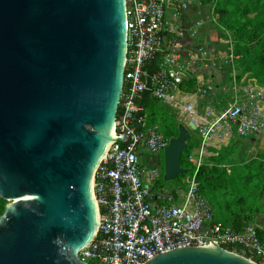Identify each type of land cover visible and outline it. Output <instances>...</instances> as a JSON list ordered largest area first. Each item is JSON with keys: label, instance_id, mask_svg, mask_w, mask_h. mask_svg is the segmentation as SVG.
Returning <instances> with one entry per match:
<instances>
[{"label": "water", "instance_id": "1", "mask_svg": "<svg viewBox=\"0 0 264 264\" xmlns=\"http://www.w3.org/2000/svg\"><path fill=\"white\" fill-rule=\"evenodd\" d=\"M124 49L123 0H0V264H86ZM189 138L181 125L164 149L165 182L186 173ZM145 264L254 263L208 240Z\"/></svg>", "mask_w": 264, "mask_h": 264}, {"label": "built area", "instance_id": "2", "mask_svg": "<svg viewBox=\"0 0 264 264\" xmlns=\"http://www.w3.org/2000/svg\"><path fill=\"white\" fill-rule=\"evenodd\" d=\"M193 6L204 5L200 0H123L125 49L112 140L90 180L97 226L77 251L79 261L145 264L175 250L207 247L213 240L219 250L264 264L259 227L249 224L239 232L217 222L195 179L200 167L216 166L209 158L234 139L250 143L243 163L261 160L264 85L236 72L231 33H217V44L227 46L225 53L199 39L205 21L180 33L179 20ZM209 12V22L217 24L213 7ZM184 35L193 41L183 42ZM154 60L155 70L148 72ZM220 69H230L225 79ZM144 93L167 107L189 132L191 122L199 138L189 155L195 171L177 194L157 192L154 171L140 162L142 156H159L171 140L160 125L147 121L139 105Z\"/></svg>", "mask_w": 264, "mask_h": 264}, {"label": "trees", "instance_id": "3", "mask_svg": "<svg viewBox=\"0 0 264 264\" xmlns=\"http://www.w3.org/2000/svg\"><path fill=\"white\" fill-rule=\"evenodd\" d=\"M200 1L204 5H210L208 8L213 7V13L217 15L218 24L221 23L222 25H227L228 27H233L234 24L238 38L244 40L245 42H250L249 40L253 38L252 34L245 29V23L250 20V16H252V19H257L264 23V0ZM233 17H238V19L233 21ZM227 22L231 24L229 25ZM238 44H234V52L237 55H241L238 62L241 65H244V63H246L244 59L246 57V53H244ZM256 59L260 62L261 68H264V49L258 51V57ZM147 70L148 72H153L155 70V60L148 66ZM261 73L264 77L263 69L261 70ZM256 76L262 78L260 75ZM262 79H258V81L260 84L264 85V81ZM139 105L143 107V114L146 116L149 123L160 125L161 132L169 139L177 137L178 127L175 123L178 121L176 120L175 115L167 107L152 99L148 93L143 94ZM188 155L189 149L180 157L181 168H183L186 173L179 175L177 177L178 180L192 176L195 171V167L190 165L187 161ZM263 163L264 161L262 160L253 159L245 163L243 166V169L247 170L248 173L244 182L254 183L256 192L260 193L259 202L263 208L262 211H264ZM195 179L198 183V194L201 197L208 199L205 192H209L220 197L219 203L216 202L212 204L210 202L212 204L214 218L217 222L232 227L239 232L243 231L247 225L252 223V216L247 213L244 207L246 199L243 195H241V193H238L232 186H230V173L227 172V169L204 165L198 169ZM6 204L7 201L0 198V216L3 214ZM220 206H223V210H221ZM214 211L217 212V214ZM257 234L260 240H264V232L261 229L257 230ZM246 258L249 257L246 256ZM252 260L256 262V259Z\"/></svg>", "mask_w": 264, "mask_h": 264}, {"label": "rangeland", "instance_id": "4", "mask_svg": "<svg viewBox=\"0 0 264 264\" xmlns=\"http://www.w3.org/2000/svg\"><path fill=\"white\" fill-rule=\"evenodd\" d=\"M204 5V4H203ZM210 5L205 4L202 7H209ZM208 9V8H206ZM207 11V10H206ZM205 12V11H204ZM209 12V11H208ZM209 15L203 14V18L205 19L207 16V19L211 18L210 12ZM205 19V20H207ZM217 19V18H216ZM237 20L238 17H233V21ZM249 21H246L245 23V29H247L253 36L250 42H245L242 39H239L236 31H235V25L233 24V27H228L227 25H221L218 24V20H216L217 24H212L211 33H208V38L213 41L215 44L216 50H218L220 53H225L227 51V46L223 43L217 44L218 41V34L217 33H231L233 38V43L240 45L241 49L246 53V57L244 65H241L238 61L240 59L241 55H237L236 63V72L240 76H246V77H254L258 79H262L264 81V77L262 76L261 70L264 68H261L260 62L256 59L258 57V51H261L264 49V23L257 19H252V16H250ZM243 20V19H240ZM229 25L231 23L227 22ZM225 27V28H224ZM206 34V33H204ZM216 42V43H215ZM233 44V47H234ZM221 79H225L228 75L230 69H220ZM209 74V72H208ZM256 75H260L262 78H259ZM257 79V80H258ZM172 118V117H171ZM177 127L181 126L179 122L175 123ZM162 133V132H161ZM176 137H173V139ZM262 145L257 149V156L259 159H262L264 161V137L259 141ZM187 143V150L189 149V155L195 151V148H198L199 146V138L197 137L196 133L194 131H190V138L186 141ZM247 144H250L248 141H242L234 139L233 141L229 142L228 144H225L221 149L217 151V155L213 158H209L210 162H213V164L216 165L218 168L226 169L228 168V173H230V186L234 188L238 193H241L246 199V202L244 204L245 210L247 213H249L252 216V225L264 226V211H262L261 203L259 202V195L260 193H257L255 190V185L253 182L245 183L244 179L247 177L248 173L247 170L243 169V166L245 163L242 161L245 159V155L247 152L246 146ZM259 144V143H258ZM255 143V146L258 145ZM254 146V145H253ZM189 155L187 157V161L190 165L194 167L193 161L189 160ZM148 156H142L140 158V162L146 166V169L148 170H154L156 172L151 173V177L155 182V188L157 189V192L162 193H171L177 194L178 190H185L186 186L184 183V179L182 178L178 180L177 178L170 182H165L163 180L164 176V167H163V152L159 154V156H151L153 160H156L161 165L160 170L158 171L157 164L155 166L148 167L147 166V158ZM247 158V155H246ZM218 165V166H217ZM262 168L264 169V163ZM264 182V181H263ZM205 194L208 196V199L210 200L212 204L219 203L220 197L215 196L212 193L205 192ZM218 195V194H217ZM207 199V198H206ZM221 210H223V206H220ZM215 212V211H214ZM217 214V212H215ZM2 216V215H1ZM0 216V217H1ZM251 263H254L253 260H250Z\"/></svg>", "mask_w": 264, "mask_h": 264}, {"label": "crops", "instance_id": "5", "mask_svg": "<svg viewBox=\"0 0 264 264\" xmlns=\"http://www.w3.org/2000/svg\"><path fill=\"white\" fill-rule=\"evenodd\" d=\"M206 8H208V7L193 6V7L188 8L187 11H185L183 13V15L181 16V18L179 20V23H178L179 24V27H180V33H183V34L184 33H190L189 29H190V27L192 26L193 23L199 22V21H205L206 24H204L199 29V31L197 32V33H200L199 39L205 38L211 44V47H215V44L213 43V41L211 42V40H209V38H208V33H211L212 23H210L209 22V19H207V16L209 15L208 14L209 13L208 12L209 11V8L208 9H206ZM203 14L207 15L206 18H205L207 20H205L203 18ZM204 33H206V34H204ZM192 41L193 40H188L187 37L184 35L183 42L190 43ZM227 167H226L227 172H229ZM223 168H225V167H223ZM252 223H250V224H252ZM259 229H261L264 232V226L263 227H260L259 226Z\"/></svg>", "mask_w": 264, "mask_h": 264}, {"label": "bare ground", "instance_id": "6", "mask_svg": "<svg viewBox=\"0 0 264 264\" xmlns=\"http://www.w3.org/2000/svg\"><path fill=\"white\" fill-rule=\"evenodd\" d=\"M112 132H113V121H111V123L109 124L108 129H107V131L105 133L104 146H103L102 154H104V152H106V150L108 149V147H109V145L111 143ZM32 198H33L32 196H29L27 199H32ZM22 199H24V198H22ZM95 216H96V224H95V228H96V226H97V213H96V211H95Z\"/></svg>", "mask_w": 264, "mask_h": 264}, {"label": "flooded vegetation", "instance_id": "7", "mask_svg": "<svg viewBox=\"0 0 264 264\" xmlns=\"http://www.w3.org/2000/svg\"><path fill=\"white\" fill-rule=\"evenodd\" d=\"M157 164V166H158V171L160 170V168H161V165L159 164V162H157L156 160H153V159H149L148 160V162H147V166L148 167H151V166H155ZM153 171L154 172H156L155 170H154V167H153Z\"/></svg>", "mask_w": 264, "mask_h": 264}]
</instances>
